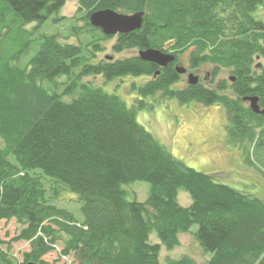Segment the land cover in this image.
I'll list each match as a JSON object with an SVG mask.
<instances>
[{"label": "trees", "instance_id": "1", "mask_svg": "<svg viewBox=\"0 0 264 264\" xmlns=\"http://www.w3.org/2000/svg\"><path fill=\"white\" fill-rule=\"evenodd\" d=\"M64 2L0 0V221L14 219L20 230L12 240L29 244L19 261L0 239V264H50L43 256L59 241V258L71 256L73 264H198L188 254L160 260L161 249L177 247L193 225L204 264H264V202L175 158L137 121L142 100L128 106L84 81L145 76L132 84L141 98L222 105L226 141L264 173V113L243 99L257 96L264 108V66H253L254 57L264 58V21L254 14L264 0H77L85 23L68 26L76 42L35 36ZM107 8L143 12L139 29L116 34L113 52L156 48L175 60L161 67L137 54L96 59L113 36L88 16ZM185 49L191 68L211 64L213 75L228 68L229 84L174 88ZM43 176L54 184L51 195ZM136 180L150 185L144 201L126 198L123 185ZM179 188L189 205L178 202ZM61 190L77 196L81 218L52 201ZM152 232L158 242L150 241Z\"/></svg>", "mask_w": 264, "mask_h": 264}, {"label": "rangeland", "instance_id": "2", "mask_svg": "<svg viewBox=\"0 0 264 264\" xmlns=\"http://www.w3.org/2000/svg\"><path fill=\"white\" fill-rule=\"evenodd\" d=\"M79 9L77 0H65L62 7L37 28L35 36L38 37L40 33H58L63 40L76 42L75 36L68 32V26L80 27L84 25L85 10ZM254 14L256 18L264 21V5L257 8ZM54 18L56 19L52 21ZM86 38L85 35H81V41ZM115 38L116 35L101 43L102 48L97 53L96 59L108 56L120 58L138 53L136 49H128L120 53L113 52L112 44ZM35 48L31 47L30 51L23 55V62H26L34 54ZM189 50L185 49L178 55L179 65L184 67L189 65ZM253 61L254 67L264 66L262 57H254ZM213 69V65L204 63L200 65L197 73L203 79L205 78V82L209 86H216L222 80H225L228 85L229 69L219 67L215 75L212 74ZM146 80L145 76L132 77L128 75L111 80H105L101 75L84 78V81H91L93 85L99 86L104 91L118 95L128 106L137 107L138 100H142L145 105L137 108V121L175 158L181 160L188 167L211 175L213 180L218 183L256 196L264 202V173L260 169L246 164L240 150L226 141L225 108L218 104L203 105L196 101L181 103L175 98H161L160 94L141 98L137 90L132 88V84L144 83ZM185 82L181 80L178 86ZM262 169L264 170L263 167ZM42 182L47 189V194L51 195L50 188L54 184L45 176L42 177ZM149 188V183L143 180L123 185L126 198L129 200L144 201L148 197ZM75 199L77 200L75 194L61 190L52 201L60 207L64 206L71 210L77 218H81V203ZM177 199L182 206L191 203L190 195L183 188L178 189ZM196 228L197 226L193 225L187 233L180 234V244L177 247L171 250L162 248L161 262H164L166 258H177L188 254L193 256L198 264H204L208 256L203 254L201 246L193 237ZM19 230L20 226L14 219L0 221L2 247L6 248L8 244L11 245V253H16L17 259L21 261L23 252L29 250V244L23 240H12ZM150 241L158 242L155 232L150 234ZM61 249L62 243L59 241L55 250L44 255L43 259L50 264H73L71 256L59 258L58 252Z\"/></svg>", "mask_w": 264, "mask_h": 264}, {"label": "water", "instance_id": "3", "mask_svg": "<svg viewBox=\"0 0 264 264\" xmlns=\"http://www.w3.org/2000/svg\"><path fill=\"white\" fill-rule=\"evenodd\" d=\"M143 12L123 13L113 9H98L92 11L88 16V22L93 27L99 28L105 35H115L119 33H128L139 29L142 25ZM138 56L142 60L154 62L156 65L164 67L173 62L175 56L172 53L164 52L156 48H146L138 50ZM175 71L179 74L185 73L186 68L182 65H175ZM158 73V71H156ZM233 79V77H231ZM189 84H195L198 76L192 72L187 74ZM249 102V107L253 112L264 113V108H260L257 96H247L243 98ZM27 264H35L29 262Z\"/></svg>", "mask_w": 264, "mask_h": 264}, {"label": "flooded vegetation", "instance_id": "4", "mask_svg": "<svg viewBox=\"0 0 264 264\" xmlns=\"http://www.w3.org/2000/svg\"><path fill=\"white\" fill-rule=\"evenodd\" d=\"M176 64H179V62L177 61ZM185 68H186V72H185V73H182V74H179L180 77H179V79H178V80L172 85L173 87H175V88H183V87L185 86V84L188 83V82H187V74L190 73V72H192L193 74H195V75L198 76V81H197V83H200V84H201L202 86H204V87H211V86H209V84H207V83L205 82V78L203 79L202 77H200V74L197 73V70H199L200 67H193V68H191L189 65H187V67H185ZM181 80H182V81H186V82H185L183 85L178 86V83H179Z\"/></svg>", "mask_w": 264, "mask_h": 264}, {"label": "bare ground", "instance_id": "5", "mask_svg": "<svg viewBox=\"0 0 264 264\" xmlns=\"http://www.w3.org/2000/svg\"><path fill=\"white\" fill-rule=\"evenodd\" d=\"M231 79V78H230ZM232 80V79H231ZM248 102V101H247ZM248 105H249V102H248Z\"/></svg>", "mask_w": 264, "mask_h": 264}]
</instances>
